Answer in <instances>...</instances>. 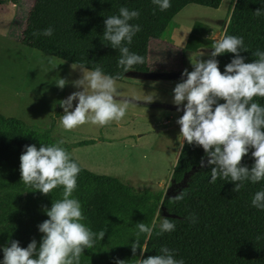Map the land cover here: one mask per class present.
Segmentation results:
<instances>
[{"label": "trees", "instance_id": "obj_1", "mask_svg": "<svg viewBox=\"0 0 264 264\" xmlns=\"http://www.w3.org/2000/svg\"><path fill=\"white\" fill-rule=\"evenodd\" d=\"M220 1L170 0L171 7L160 11L152 0H33L19 42L68 63L84 64L89 71L98 66L107 75L119 74V81L124 73L117 65L119 50L103 39L104 20L108 16L118 15L120 7L139 11V18L130 23L140 25L141 31L127 46L144 60L132 69L145 71L148 40L159 38L180 9L187 4L216 8ZM256 9H264V0H233L228 13L231 22L227 17L220 36L226 32L243 37L248 51L240 54L245 63L256 59L252 56L256 50L264 51V14L256 17ZM48 27L54 29L51 37L33 36L34 31ZM206 31V25L194 22L184 47L195 51L209 46ZM216 59L223 73L233 54L224 53ZM253 99L264 106V97ZM52 126L51 121L48 128L35 130L21 119L0 114V249L10 246L11 240L19 241L20 247L25 248L35 239L39 246L43 234L37 226L48 219L43 209H50L52 201L62 198V186L43 195L21 181L20 156L25 146L39 148L56 143L50 136ZM252 151L249 149L241 162L249 168L254 163ZM177 156L170 172L173 192L165 195L160 189L135 190L115 176L92 172L70 154V160L81 168L73 197L81 203L86 218L83 223L93 232L105 233L93 248L85 249L80 264H115L117 259L137 264L139 259L158 255L162 246L175 250V258L183 259L185 264H264V210L251 206L255 192L264 189V181L245 182L239 192H233L232 182L222 178L209 182L211 166L201 168L199 163L202 157L207 160L202 147L184 142L178 165ZM185 174V184L174 189ZM181 192L185 193L184 198L176 201ZM158 213L160 219L167 217L175 223V231L162 235L154 231L146 241L148 251L141 254L137 249L134 256L131 243L138 231L136 224L144 222L150 226ZM189 214L197 217L196 223L187 219ZM140 240L145 242L143 234ZM2 260L0 250V264Z\"/></svg>", "mask_w": 264, "mask_h": 264}, {"label": "clouds", "instance_id": "obj_2", "mask_svg": "<svg viewBox=\"0 0 264 264\" xmlns=\"http://www.w3.org/2000/svg\"><path fill=\"white\" fill-rule=\"evenodd\" d=\"M152 3L160 11L171 7L170 0H152ZM262 14L264 9L254 11L256 17ZM139 15L138 10L120 7L118 15L108 16L104 20L103 39L109 42L111 48L119 50L117 65L124 72L144 62L142 56L130 52L127 46L141 31L140 25L130 23ZM230 22L231 17H228ZM53 33L54 29L48 27L43 31H34L33 36L51 37ZM211 49L207 59H201L205 55L203 52L197 57L192 63L191 72L188 69L182 71V82L176 83L173 88L172 103L178 112L183 111V115L176 120L182 137L177 165L184 142L202 147L207 160L202 157L199 163L201 168L211 166L209 182L215 183L222 178L234 184L233 192H239L245 182L256 184L264 181V106L253 99L264 97V51L256 50L252 53L256 59L245 63V58L240 54L248 51L243 37L226 32L222 38L214 41ZM224 53L233 54V59L221 73L216 57ZM47 59L49 63L53 60L51 57ZM71 68L80 70L82 75L79 79L69 81L58 77L55 81L61 90L69 83L82 89L59 101L63 109L60 123L65 130L70 131L85 123L104 126L125 116L128 103L117 99L116 81L120 78L119 74L107 75L98 66L88 71L84 64L73 63ZM154 98L149 96L147 101L151 102ZM220 100L224 102L220 103ZM73 101H77L74 108ZM62 143L40 145L39 148L26 145L20 156L21 181L26 187L48 195L62 186L63 192L61 199L52 201L50 209H43L48 219L37 226L43 234L39 246L35 239L25 248L20 247L19 241L11 240L10 246L0 249L3 252L2 264H80L85 249L93 248L96 241L105 236L103 231L93 232L83 223L86 218L81 203L73 197L81 168L70 160V154L61 146ZM249 149H253L251 156L254 159L250 168L241 163ZM184 196L185 193L181 192L175 200H182ZM251 206L264 210V189L255 192ZM187 219L193 224L197 222L194 214H189ZM136 227L138 231L131 243L134 256L137 249L141 254L148 251L146 241L151 239L154 231L156 235H162L175 231L176 225L167 217L160 219L158 213L150 226L140 222ZM142 234L145 236L144 243L140 240ZM115 264L127 262L117 259ZM137 264L185 262L175 258V250L162 246L158 255L139 259Z\"/></svg>", "mask_w": 264, "mask_h": 264}, {"label": "rangeland", "instance_id": "obj_3", "mask_svg": "<svg viewBox=\"0 0 264 264\" xmlns=\"http://www.w3.org/2000/svg\"><path fill=\"white\" fill-rule=\"evenodd\" d=\"M32 1L4 0L0 4V114L21 119L35 130L48 128L52 121L50 136L56 143L62 141L61 146L83 168L115 176L135 190L169 191L170 172L182 141L176 120L183 112L155 109L156 102L173 104V97L167 95L169 85L160 72L170 74L173 92L175 84L182 82L181 66L187 65L191 72L192 63L202 52L205 55L201 59L208 58L212 44L222 34L233 0H221L216 8L187 4L180 9L159 38L148 40L147 76L131 69L125 82L116 81L117 99L128 103L125 116L104 126L85 123L70 131L60 123L63 109L59 101L82 89L69 83L61 90L55 81L58 77L73 81L82 73L72 70L71 63L61 64L63 60L19 42ZM194 22L207 26L204 36L211 44L189 51L183 46ZM48 57L53 58L51 63ZM149 96L155 98L148 102ZM76 103L73 101V108ZM150 113H156L158 121H146ZM168 116L169 121H162Z\"/></svg>", "mask_w": 264, "mask_h": 264}, {"label": "crops", "instance_id": "obj_4", "mask_svg": "<svg viewBox=\"0 0 264 264\" xmlns=\"http://www.w3.org/2000/svg\"><path fill=\"white\" fill-rule=\"evenodd\" d=\"M159 42V41H158ZM163 42V41H162ZM161 45H162V43H161ZM160 45V46H161ZM184 47V46H183ZM185 48V47H184ZM186 49V48H185ZM188 50V49H187ZM189 51H192V50H189ZM186 68H188V66L187 65H183V66H181L180 67V70H181V73H182V71L184 70V69H186ZM161 69V68H160ZM134 70V69H133ZM129 72H131L130 70L128 71V72H124L123 73V75H122V78H121V80H119V81H121V82H125V76L129 73ZM135 72H137L136 74H144L145 76H147V72L148 71H141V70H135ZM140 72V73H139ZM179 73V72H178ZM181 73H179L180 75H181ZM160 74H161V76H162V78L163 79H165L164 80V82H165V84L166 85H169V90H170V92L169 93H167V95L168 96H171V97H173V92H171V84H172V80L167 76V75H170V74H168V73H166L165 71H162V72H160ZM175 74H176V72H175ZM153 76V75H152ZM152 76H149V77H152ZM165 103L166 102H156L155 103V109L157 110V108H162V109H169V108H166L164 105H165ZM168 104V103H167ZM170 110H173V109H170ZM158 116L156 115V113H150V115L148 116V119L146 120V121H158V118H157ZM169 118H170V116H168L167 118H166V120H162V121H169ZM182 142V141H181Z\"/></svg>", "mask_w": 264, "mask_h": 264}, {"label": "water", "instance_id": "obj_5", "mask_svg": "<svg viewBox=\"0 0 264 264\" xmlns=\"http://www.w3.org/2000/svg\"><path fill=\"white\" fill-rule=\"evenodd\" d=\"M166 108H169V109H173V110H176V106L174 104H165L164 105ZM181 109L183 108V105L180 106ZM182 111V110H181ZM183 112V111H182ZM187 176V174L184 175V177L179 181V183L177 184H174L173 188L174 189H178L180 186L184 185L185 184V177ZM173 192V189L172 190H169V191H166L164 194L165 195H168L169 193H172Z\"/></svg>", "mask_w": 264, "mask_h": 264}]
</instances>
